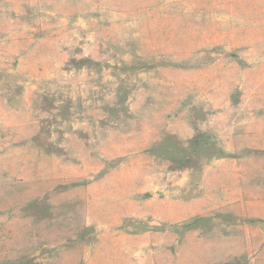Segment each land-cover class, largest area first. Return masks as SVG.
Here are the masks:
<instances>
[{
    "label": "rangeland",
    "instance_id": "obj_1",
    "mask_svg": "<svg viewBox=\"0 0 264 264\" xmlns=\"http://www.w3.org/2000/svg\"><path fill=\"white\" fill-rule=\"evenodd\" d=\"M0 264H264V0H0Z\"/></svg>",
    "mask_w": 264,
    "mask_h": 264
}]
</instances>
